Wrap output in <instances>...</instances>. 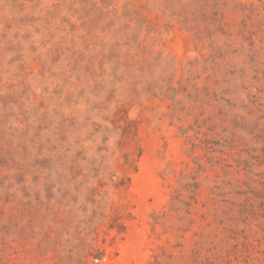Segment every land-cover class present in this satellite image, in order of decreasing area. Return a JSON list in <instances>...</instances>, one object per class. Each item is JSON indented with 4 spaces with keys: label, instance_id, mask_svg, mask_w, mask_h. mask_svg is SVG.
Masks as SVG:
<instances>
[{
    "label": "rangeland",
    "instance_id": "374dc122",
    "mask_svg": "<svg viewBox=\"0 0 264 264\" xmlns=\"http://www.w3.org/2000/svg\"><path fill=\"white\" fill-rule=\"evenodd\" d=\"M0 264H264V0H0Z\"/></svg>",
    "mask_w": 264,
    "mask_h": 264
}]
</instances>
